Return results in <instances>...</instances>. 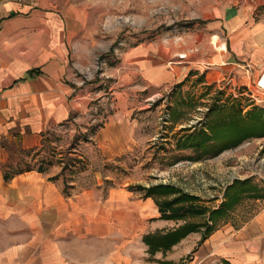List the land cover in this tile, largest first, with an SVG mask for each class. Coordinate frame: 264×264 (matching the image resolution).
<instances>
[{"label": "crops", "instance_id": "1", "mask_svg": "<svg viewBox=\"0 0 264 264\" xmlns=\"http://www.w3.org/2000/svg\"><path fill=\"white\" fill-rule=\"evenodd\" d=\"M55 3L0 0V264H185L188 254L192 264H264V196L257 188L232 202L204 239L200 227L165 248L155 240L189 220L161 217L168 213L162 203L174 195L105 187L98 177L80 188L66 182L64 190L62 176L53 178L60 170L6 173L10 145L35 148L59 124L82 123L90 108V94L77 89L73 77L82 66L73 56L84 16ZM220 13L219 26L230 30L222 50H214L206 37L186 36L178 44H141L119 54L108 74L114 80L113 109L88 133L103 161L116 162L140 145L132 117L138 92L180 83L190 71L204 72L209 83L231 74L244 87L254 80L264 67V23L245 29L238 22L244 11L225 7ZM246 62L253 66L250 73L241 68ZM157 184L182 189L174 183L142 186ZM244 198L255 208L237 223L234 212L228 213Z\"/></svg>", "mask_w": 264, "mask_h": 264}, {"label": "rangeland", "instance_id": "2", "mask_svg": "<svg viewBox=\"0 0 264 264\" xmlns=\"http://www.w3.org/2000/svg\"><path fill=\"white\" fill-rule=\"evenodd\" d=\"M54 1L58 8L69 5L67 10L73 9L74 16H84V24L74 34L76 51L73 56L82 66L74 68L73 77L78 84L76 88L90 94V108L84 113L82 123H74L75 126L59 124L47 132L35 148L23 150L10 145V160L6 166L9 168L4 167V170L14 173L37 168L44 161L41 166L55 173L61 171L62 164L58 161L75 158L69 163L72 170L67 166L59 175L64 182L74 181L79 188L93 184L97 177L107 183L102 184L105 187L174 183L186 192L199 194L200 199L195 204L205 207V214L189 217L190 221L199 223L208 221L209 212L221 205L226 186L234 179H248L264 196V137L247 138L216 157L171 164L178 154L195 159L205 156L213 148L209 147L205 155H198L193 149L175 148L182 135L181 129L189 126L198 129V121L205 119L212 106L226 105L225 100L229 99L243 113L252 105L264 108V76L261 79L264 67L256 72L248 87L238 85L230 78L232 74L209 83L204 72L190 71L194 74L180 83L153 86L138 92V107L132 117L138 121L140 145L116 162L103 161L88 134L98 123L104 122L113 109L114 80L108 74L118 63L120 53L141 44H178L186 41V36H195L198 41L200 37H206L214 50H222L225 43L228 47L225 37L230 30L219 26L215 14L223 13L225 7L238 13L244 11L239 14L238 22L248 29L264 23V0ZM241 66L245 73L253 70L248 62ZM81 127L87 130L83 131ZM48 160L50 165L45 163ZM82 163L86 164V169L73 170ZM253 208L255 204L244 198V202L240 201L228 214L232 217L234 212L233 217L236 216L239 223L249 217ZM191 256L187 255L185 264H192Z\"/></svg>", "mask_w": 264, "mask_h": 264}, {"label": "trees", "instance_id": "3", "mask_svg": "<svg viewBox=\"0 0 264 264\" xmlns=\"http://www.w3.org/2000/svg\"><path fill=\"white\" fill-rule=\"evenodd\" d=\"M193 74V72H189L188 75L190 76ZM225 103L226 105L220 107L212 106L209 108L205 115V119L198 121L200 125L198 129L194 127L192 129V126L183 127L181 129L182 135L179 136L180 140L175 147L178 150L193 149L198 155H205V151L213 147L210 152L205 156H197L195 159L185 158L178 154V156L171 161V164L181 160L197 161L200 160V158L216 157L225 150L237 147L247 138L264 137L263 107L252 105L251 108L243 113L242 109L234 104L233 101L227 99L225 100ZM73 160H75V158H69L66 162L58 161L59 164H62L59 173L61 174L62 170L67 168V166H70V169L72 170L69 163L73 162ZM42 163H44V161L37 167L39 171L45 170V167L41 166ZM45 163L50 165L51 161L48 160V162L46 161ZM82 167H85V163H82L81 166L76 167L73 170ZM6 173L13 174L10 172ZM58 175L59 174L53 176V178H57ZM7 177L8 175L5 174V178ZM249 184L248 180H234V182L228 185L225 189V200L221 202L219 207L214 208L209 212L208 221L197 223L186 220L184 224L180 225L173 231L167 232L163 237L157 238L155 242L158 244L163 242L165 248H170L182 237L192 231L198 230L200 227H204V232L201 237V239H204L214 230L216 222L221 218H224L232 202H236L243 194L246 195L247 193L256 190V186ZM64 185V190H66L68 184L64 182ZM129 188L144 189L146 195H151L156 192H161L164 195H174L172 198L164 200L162 203L164 208H166V210L168 209V213H163L161 215L163 218L177 220L185 217L202 216L205 214V207L197 205V203L195 204V202L200 199L198 196L184 192L181 188L174 185L157 184L145 188L138 184L133 186L130 185ZM227 196L228 198L226 199Z\"/></svg>", "mask_w": 264, "mask_h": 264}, {"label": "built area", "instance_id": "4", "mask_svg": "<svg viewBox=\"0 0 264 264\" xmlns=\"http://www.w3.org/2000/svg\"><path fill=\"white\" fill-rule=\"evenodd\" d=\"M263 76H264V73L261 75V79H262ZM263 90H264V88H263Z\"/></svg>", "mask_w": 264, "mask_h": 264}, {"label": "bare ground", "instance_id": "5", "mask_svg": "<svg viewBox=\"0 0 264 264\" xmlns=\"http://www.w3.org/2000/svg\"><path fill=\"white\" fill-rule=\"evenodd\" d=\"M260 86V85H259ZM261 87V86H260ZM262 88V87H261Z\"/></svg>", "mask_w": 264, "mask_h": 264}]
</instances>
